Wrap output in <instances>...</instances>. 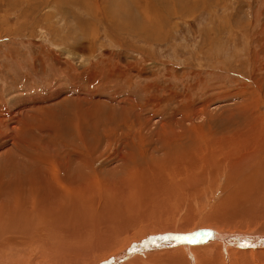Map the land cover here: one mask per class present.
<instances>
[{
    "label": "rangeland",
    "instance_id": "obj_1",
    "mask_svg": "<svg viewBox=\"0 0 264 264\" xmlns=\"http://www.w3.org/2000/svg\"><path fill=\"white\" fill-rule=\"evenodd\" d=\"M111 1L0 0V172L4 173L0 191L27 182L29 205L34 200L42 204L41 197L49 195L45 201L52 206L41 223L33 224V238L4 235L5 240L28 242L22 251L13 245L1 247L0 264H113L123 257L121 253L137 247L118 263L264 264V244L227 245L224 253L219 241L208 254L201 251L203 247L190 253L182 244L172 251L167 245L152 248L164 233L264 234V179L255 180L256 191L244 193L247 198L234 193L242 179L230 183L241 156L264 144V0H178L184 8L172 2L171 12L165 0L164 4ZM245 121L255 140L240 146ZM206 137H219L225 151L232 143L234 150L228 155L218 152V164H207L211 170L217 168L218 176L208 173L210 182L204 187L198 184V190L190 193L187 185L183 196L173 195L172 201L156 193L158 203L151 201L156 205L143 199L148 210L156 208L154 216L136 220L128 216L110 224L96 239L85 240L71 255L55 252L56 236L49 237L48 228L62 226L60 219L66 225L75 217L55 210L47 188L34 185L38 168H51L61 156L80 161L86 154L92 162L83 171L98 178L104 190L118 192L126 190L122 184L131 175L145 180L136 172L150 169L151 159L161 160L171 149L184 159V150ZM5 157H13L10 164ZM224 158L233 166H222ZM258 160L262 165L254 173L260 171L264 177V157ZM127 163L131 166L125 167ZM180 165L175 181L182 184L187 167ZM169 167L162 185L170 190ZM60 169L64 174L66 169ZM143 191H136L132 203ZM108 204L121 205L113 198L101 211L106 205L113 209ZM231 208L241 216L227 217ZM40 230L42 244H36Z\"/></svg>",
    "mask_w": 264,
    "mask_h": 264
},
{
    "label": "bare ground",
    "instance_id": "obj_2",
    "mask_svg": "<svg viewBox=\"0 0 264 264\" xmlns=\"http://www.w3.org/2000/svg\"><path fill=\"white\" fill-rule=\"evenodd\" d=\"M113 1H111V3H113ZM165 1H167V4H164L162 0H154L153 3L156 2L158 4L159 3L164 4L169 12H171L170 10H174L173 7L170 6V4L172 2H174L173 5L175 7L177 6V7H179V9L184 8L182 6H179V4L177 3L178 0H165ZM179 1L181 3H183L185 0H179ZM187 1H191V0H187ZM153 6L156 7L155 4ZM109 115H110V113H109ZM253 119L255 120L256 118H253ZM254 123L258 124V122L257 123L254 122ZM58 124H60V123H58ZM58 124L56 123V125H58ZM70 124H71V122H70ZM247 124L249 125V121H245L244 130H240L242 133H244L243 134L244 138H242V136H240V141L238 142V145H240V146L253 145V141L255 140V137L253 136L254 131L248 130V128H246ZM63 126L61 127V129L65 128ZM6 128H9V127H6ZM58 128H60V126ZM58 131H59V129H58ZM234 133L236 134V132H234ZM79 137H80V135H79ZM260 137H262L261 131H260ZM208 139L209 138H207L206 140L199 142V143H196L197 139L195 140V142H192L193 146L191 148H188V151L184 150V153H185L184 159H183L182 154L179 153L177 149H171L167 153V155L162 157L163 159H161V160L153 161L151 159L150 163L152 164V166L150 167V169H147V171L144 173L143 172H136V174L143 175L145 177V180L142 177H140L139 175H135V176L131 175V176H129V179L125 180V183L122 184V186L126 187V190L118 191V192L104 190L102 182L98 178H95V176L93 174H91V172L90 173L88 172L86 174L83 171L84 167L86 168L87 165L89 168V164H90L89 161L92 162L88 158V156H85L86 154H84V157H86V158H84L83 156H80V158L82 157V159L80 161H73V159H74V158H72L73 156L68 157V158H66L67 156L66 157L61 156L56 160L58 162L56 164H54L51 168L49 167V169L48 168L46 169V167L44 168L45 165L43 166V169L38 168L35 171V173L37 174V176H36L37 179L34 182V185H36L38 187V189H40V190H42L44 187L47 188V192L50 195H52V198L54 199V205L56 208L55 210H57V208L62 209L63 215H65L64 217H66L69 213L74 215V217H75V219H73L72 222H71V220L70 221L67 220L66 225H64L65 224L64 220L60 219L59 223L62 224V226L61 225L59 227H52L51 226L50 228H48V231H47L48 236L51 238H52V236L54 237V235L56 236L55 237L56 239L54 238V240L56 241V248L54 247L55 252L56 253H63V254L66 253V254L71 255L72 253H75L77 251L78 246H80L81 243H84L85 240L96 239L98 237V235L100 233H102L104 230H106V228L110 224H112L113 222H121L123 219H125L128 216L133 218L134 220H136L137 218L143 219L147 216H154L156 213V208H150V210H148L145 206L146 204H145L143 199H146L145 201L149 200V202H147L148 204L150 203V204L156 205L155 203H151V201H154V200L158 203V200L155 198L156 193H160V194L163 193L166 198H168L169 200L172 201L171 198H173V195L175 196V198L176 197L180 198L181 196H183L182 195L183 194V188H185L187 185H191L189 187V191L192 190L190 193L196 192L198 190L196 188L199 186H201V188H202V186L204 187V185L206 183L210 182V180H208L209 179L208 173H210L211 175L212 174L214 175V173H215V176H218V174L216 173L217 168L214 170H211L210 169L211 166H208L207 164L210 165L211 163H214V162L218 164V162H217L218 161V159H217L218 152L220 153V155L221 154L228 155V154L233 153V150H234V145L232 143L227 144V146H228L227 151H225L223 148L221 149V144H219L220 143L219 137H216V138L212 137L209 140ZM161 142H162V140H161ZM92 143H93V141H92ZM94 143H96V142L94 141ZM84 145H86V143ZM90 145H92V144H90ZM91 147H93V146H91ZM85 148H87V146ZM229 151H231V152H229ZM199 152H201V153L197 154ZM225 152H227V153L225 154ZM246 152H247L246 155L241 156V161L238 163L236 162L237 163L236 165L238 167V169H237L238 171L231 174L230 183H232L235 180H241L242 179L244 182L238 188L236 187L234 193L238 194L239 196L241 195V197L247 198V194H244V193H248V191L253 190V189L255 190V188L257 187L255 180H259L260 178L264 179V177L262 176L260 171H257L254 173L255 168L257 166L262 165V161L260 163L258 159L261 160L264 157L263 156L264 144L262 143L259 146V150L257 152H251V150H247ZM44 156H46V155H44ZM200 156H202V157H200ZM12 158L5 157L4 159H7L8 160L7 162H9V161H12ZM75 158H77V157H75ZM44 159H45V157L43 158V163H44ZM187 159H190V161H185ZM68 161H71L72 163L74 162V164H69L71 162L68 163ZM256 161L258 162L257 165H255ZM181 162L183 164H185L187 167V169H186L187 170V173H186L187 178L182 184L180 182L175 181V178L178 175L179 170H181V168L183 167L182 165H180ZM9 164H10V162H9ZM224 164L225 165L229 164V165L233 166L232 162L230 161L229 158H224V160L221 162V165L223 166ZM3 165L4 164H2V166ZM60 165L62 167H60ZM170 165L172 166V173L173 174L170 178H168V184H169L171 191L162 185L163 179L167 175L165 173V170L169 171L171 169V167H169ZM203 165H204V168L202 167ZM129 166H131L130 163H127L125 165V167H129ZM60 168L66 169L64 174L61 173V171H63V170H61ZM158 168H159V170L157 173ZM10 169H11L10 171H12V168H10ZM30 169H31V167L29 168V170ZM209 169H210V171H209ZM29 170H27V171H29ZM73 170L75 171V173ZM200 170H202L201 173H199ZM220 171L221 170H219L218 173ZM20 173H22V172H20ZM1 174H4V173H1ZM62 175H65V178H63ZM157 175H158V177H156ZM233 175H239V176L237 178H235ZM221 176H222V174H221ZM5 177H3V178H5ZM228 179H229V176L227 177V180ZM160 180H162V182ZM220 181H222V180L221 179L216 180L214 185H216ZM149 184L152 186H148ZM198 184H200V185L198 186ZM42 185H44L43 188L40 187ZM24 186H25V188H24ZM26 186H27V182L19 183V184L12 183V187L10 189L7 188V190H5V192L3 194L0 191L2 194V197L0 196V241H2V240L4 241V242L0 243V248L3 246H12L13 245L14 248L19 249V250L14 249L15 251H22L24 249L23 246H26V242H28L27 240H24V238L26 239L27 237H29V235L33 238V235H35L30 231V230H33L35 228V226L33 224H35L37 222L41 223L42 220L44 219V217L46 216V213H47L46 211L52 209V206H48V205H50V203L45 201V199L47 197H49L48 194H47L48 196H46V197H43L42 196L43 194L42 195L38 194V195L42 196V197L40 196L41 198H43L42 204H41V200L38 199L40 201L37 200L38 202H35V200H34V204L29 205L30 199H29V196L27 195V192H26V190H27ZM105 187L108 188L107 184H105ZM120 187L121 186H118V188H120ZM31 189H33V188H31ZM140 189H142L144 191L141 193L137 203H132L134 201V199L136 198V191L137 190L140 191ZM145 194L147 195V198L144 197ZM38 195L36 196L37 198L39 197ZM113 198H115V202H117V200L119 199V202L121 203V205L108 204V205L112 206L113 209L108 208V206L106 205L103 208V210L101 211L103 204L107 203L109 200H111ZM241 200H242V202H244L246 199H240L239 201H241ZM126 202H127V204H125ZM162 203H165V201H162ZM40 204H41V206H40ZM123 205H124V207H123ZM144 206H145V210L142 213ZM225 215L227 217H231V218L241 216V215H238V213L234 211V208L227 210ZM70 216H69V218H70ZM60 221H62V223ZM20 225H23V226H21L22 228L20 227ZM128 225L129 224H127V226ZM118 226H120V225L114 226L112 228V232L114 230H116L115 228ZM41 232L42 231L40 230V232L36 234V244L37 243L42 244V241L40 239H38L39 238L38 234H40ZM55 232H57V233H55ZM6 233L7 234L10 233L11 235L19 233V235H21V236H18V237L23 236L24 238L23 239H15V240H13V238H10V240H5L4 235ZM43 233H44V231H43ZM64 234H66V236H63ZM93 235L95 236V238H93ZM159 236H160V238L156 237L157 239H155L153 246H152V244H149V247L152 246V248H154V247L158 248V247H161L162 245H167V246L172 247L171 249H169L172 251L175 249L174 248L175 246L182 244V248H184L185 250L187 249L188 252L192 251L193 249L197 250V249H199V247H203L201 249V251H203L204 254H208V253H210L209 249H212L214 247L211 245H213V244L216 245V243H218L219 241L224 244V246H220L221 248H224V250H223L224 253H225V250L227 248V245H228V247L232 248V247H238L239 244H243V243L245 244V246L258 245V244L263 245L264 244V234H250L247 236H240V235H235V234L232 235V234H224V233H222V235H220L217 232L215 234H213V232H212V234L205 235L202 232H195V234L192 233L188 236H187V234L177 235V234H170V233L169 234L164 233V234L159 235ZM232 236L236 237V239H233ZM73 237L75 239H73ZM8 238H9V236H8ZM153 238H154V236H153ZM107 240H109V239H107ZM239 240H241L243 242H240ZM29 241H32V240H29ZM138 245L140 246V244H138ZM48 246H51V245H48ZM51 247H53V246H51ZM105 247H106V245H105ZM140 248H142V247H140ZM255 248H256V246H255ZM136 249H138V247L133 248L132 251H135ZM184 249H183V251H185ZM132 251L131 252L128 251L127 253H124V252L121 253L120 256H123V257H121L120 259L118 257L119 260L117 259L115 262H113V264H116V263L119 264L122 260H125V255L134 253ZM60 255H62V254H60ZM5 258H6V256H5ZM192 259H194V258H192ZM118 261H119V263H118Z\"/></svg>",
    "mask_w": 264,
    "mask_h": 264
}]
</instances>
